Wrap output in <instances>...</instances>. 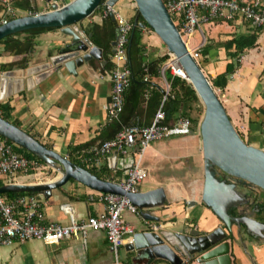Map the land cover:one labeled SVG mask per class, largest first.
<instances>
[{
    "label": "crops",
    "instance_id": "0c3cea01",
    "mask_svg": "<svg viewBox=\"0 0 264 264\" xmlns=\"http://www.w3.org/2000/svg\"><path fill=\"white\" fill-rule=\"evenodd\" d=\"M31 6L35 7L36 14L49 11L43 0H34ZM114 7L129 21L137 11L131 0H119ZM15 9L21 15L29 13L25 6ZM102 20L100 10L75 27L87 38L91 26L101 24ZM251 28V25L242 20H218L202 26L205 36H202L204 45L199 53L203 63L202 71L211 85L226 72L227 65L232 63L228 58L232 48L226 44L233 36L247 35ZM70 40L60 29L41 33L35 40V49L28 57L26 67H14L11 70H2L1 67L19 64L23 57L6 54L0 44V105L8 104L12 109L9 123H17L19 129L42 146L66 159L70 149L98 139L108 125L106 109L110 103L112 84L109 73H101L93 65L100 60L91 59L77 68L75 75L61 69L38 84L28 83L27 80L31 77L14 76L7 79L11 84L17 80L16 84L5 89L1 80L5 73L24 72L45 64L48 58L55 56ZM143 44L146 63L167 55L166 49L151 31H143ZM198 45L191 38L189 48L195 49ZM226 80L223 90H214L228 118L245 143L264 151V30L258 36L256 47L240 57L239 66H235L234 72ZM149 81L165 93L167 90L169 92L165 75L163 78L159 73V77H151ZM174 138L153 143L145 152L143 165L147 177L139 185V193L162 189L166 201L163 207L147 211L158 222L143 220L141 211L139 215L128 212L124 214V220L134 230V234L127 236L118 250L120 264H133L132 261L137 256L132 245L133 237L142 231H152V226L158 228L155 233L178 232L183 227L196 230L200 235H208L218 228L226 231L220 220L201 201L203 181L199 175H203V170L198 141L192 135ZM96 143L101 144L99 140ZM111 158L97 165H86L81 159V165L85 166L86 171L95 168L99 172L105 167L108 171L105 181L119 184L124 179L125 171L121 162L130 156H117L114 163L109 162ZM189 159L193 160L191 166L186 164ZM43 168L50 170L46 165ZM43 175L34 172L15 178L13 182L34 185L60 178L54 171L51 176L47 172ZM29 177H33V180L26 181ZM147 179H150L149 182ZM238 191L244 196L242 190ZM98 194L101 193L70 180L63 187L51 191L47 197L44 194H37V197L42 204L46 223L67 226L72 220L80 222L104 214L105 206L99 201ZM260 200L264 203V195ZM243 216L256 220L250 213ZM260 219L261 221H256L264 224V212ZM227 240L230 244V264H264V239L253 237L244 226L238 228L234 225L232 236ZM0 264H114V255L104 232L90 231L85 241L69 238L60 243L30 241L14 242L8 248L0 246ZM135 264L145 262L140 259ZM149 264L170 263L154 260Z\"/></svg>",
    "mask_w": 264,
    "mask_h": 264
},
{
    "label": "water",
    "instance_id": "95a60500",
    "mask_svg": "<svg viewBox=\"0 0 264 264\" xmlns=\"http://www.w3.org/2000/svg\"><path fill=\"white\" fill-rule=\"evenodd\" d=\"M43 1L49 4L52 0ZM102 1L71 0L62 7L54 4L48 12L21 17L1 26L0 42L10 36L39 29H60L71 39L55 56L48 58L45 64L29 68L24 72L5 73L1 80L2 87L9 89L16 84L17 80L11 84L8 77L22 78L25 75L31 77L27 80L28 83L38 84L61 69L75 75L76 69L91 59L101 61V50L92 46L89 41L90 35L84 37L75 26L90 18ZM118 1L110 0L108 4L114 7ZM164 1L168 0H133L139 16L153 31L167 53L176 59L185 74V80L191 84L203 106L199 128L204 178L201 201L220 220L226 231L218 228L208 235H200L196 230L183 227L173 233L162 231L155 233L147 230L139 232L134 235L132 241L137 255L132 263L135 264L143 259L145 264L154 260H164L170 264H230V244L227 239L232 236V227L244 226L247 233L253 237L264 239V224L248 216L234 218L229 215L230 210L245 205L247 200L238 191L234 182H220L216 175L221 172L227 178L247 182L264 192V151L247 145L236 132L215 90L183 42L165 8ZM110 19L114 22L113 15H110ZM137 26L144 28V25L138 24L135 19L133 28ZM115 36L118 37L117 29ZM114 45L115 42L112 46ZM0 135L35 156L51 171L60 175L58 180L43 184L4 185L0 187V196L7 193H33L44 194L47 197L51 191L73 180L101 194L125 195L141 211L143 220L158 222V219L147 211L163 207L166 196L162 189L144 194L126 195L118 184L97 179L86 170L74 166L66 158L46 149L24 131L1 118ZM116 160L115 155L109 162L114 163ZM121 163L124 164L125 178L133 158H127Z\"/></svg>",
    "mask_w": 264,
    "mask_h": 264
},
{
    "label": "built area",
    "instance_id": "2783aa9c",
    "mask_svg": "<svg viewBox=\"0 0 264 264\" xmlns=\"http://www.w3.org/2000/svg\"><path fill=\"white\" fill-rule=\"evenodd\" d=\"M68 1L71 0H52L47 4L48 10L50 11L54 4L62 7ZM1 2L5 10L1 14L0 27L21 17L37 15L30 12L21 15L19 10L12 7L10 0H1ZM109 2L110 0H104L101 3V17L113 15L118 37L114 41L111 57L113 68L109 72V78L112 90L106 116L108 123H119L124 107V94L130 82L127 48L133 26L115 7L109 6ZM164 5L172 21L176 20L173 23L195 61L200 57L199 52L204 41L202 40L195 49L189 48V41L195 32L203 36L202 26L204 25L218 20L223 22L242 20L250 23L252 27L264 28L262 0H168ZM167 55L169 60L160 69V75L164 78L165 72L168 71L172 77L185 80V74L176 59L171 54ZM167 95L168 90L149 126H122L111 140L90 148L82 158L86 165H97L115 155L132 157L133 163L124 181L118 184L126 195L138 194L139 185L147 177L143 161L144 154L151 144L190 135L191 124L188 118L180 117L173 127L163 124L165 120L163 105ZM42 168L37 160L27 159L17 154L13 145L0 135V187L13 184L9 180L18 174L29 175ZM98 195L99 201L105 206L104 214L89 217L80 222L72 220L67 226L46 223L42 204L37 196H21L9 202L0 196V246L9 247L14 242L30 241H41L46 244L60 243L69 238L85 241L88 232L101 231L104 232L112 248L114 264H120L118 250L123 245L124 239L134 234V230L126 224L124 214L128 212L139 215V210L125 195ZM157 229V227H151L154 232Z\"/></svg>",
    "mask_w": 264,
    "mask_h": 264
},
{
    "label": "trees",
    "instance_id": "16d2710c",
    "mask_svg": "<svg viewBox=\"0 0 264 264\" xmlns=\"http://www.w3.org/2000/svg\"><path fill=\"white\" fill-rule=\"evenodd\" d=\"M33 1L34 0H23L20 2L12 0L11 4L13 8H17L19 6L24 8L25 6L27 11L32 14H36L37 12L35 7L31 6ZM103 2L104 0L102 3ZM262 3L264 5V0H262ZM4 10L5 7L0 0V16ZM100 10L101 7L95 11L94 15ZM135 19L137 20L138 24L142 23L144 28L141 29L138 26L136 28H132V36L130 34L129 45L127 48L130 82L129 87L124 94V107L120 116V122L108 123L98 139L84 146L70 149L67 159L76 167L84 169L85 166L81 165V159L85 152L96 146V142L98 140L101 143L111 140L121 130L122 126H149L152 123L154 116L165 96V92L155 84L151 83L149 80L151 77H159V71L161 67L167 63L169 56L164 55L149 63L144 61L146 49L145 45L143 44V31H153L143 22L137 11L135 17L130 20L132 26ZM173 22L175 23L176 20L173 19ZM248 24L250 25V23ZM115 29L116 23L113 22L110 17H106L103 18L101 24H93L89 30L91 44L102 52V60L100 62H96V64L93 63L95 68L101 73H109L113 68L111 57L113 54L112 44L116 38ZM54 30L58 29L30 30L2 40L0 44L3 46V50L6 54L13 57H23V59L19 64L2 66L1 69L11 70L14 67L20 69L25 68L28 63V57L35 49L36 38L41 33ZM262 30H264V28L252 27L247 35L233 36V38L226 44L232 48V51L228 54V58L232 60V63L227 65L226 72L220 76L215 83H212L211 86L213 89H224L227 83V76L234 72L235 66H239L240 57H242L246 51L252 50L256 47L258 36ZM165 80L169 85V92L163 105V110L165 113V120L163 124L167 127H173L180 117H185L189 119L191 124L190 134H197L199 132L200 123L203 116V106L201 105L199 98L197 97L191 84H189V82L184 79L172 77L168 71L165 72ZM11 113L12 109L8 104L0 105V118L2 120L10 122ZM12 125L20 128L17 123H12ZM240 138L243 140L241 136ZM11 144L13 145L17 154L27 159L37 160L41 166L45 167V164L38 158L31 155L26 150L17 147L13 143ZM87 171L99 180L105 181V179H107L106 173L108 171L105 167L101 168L99 172L95 168H90ZM47 173L48 176L52 175L51 170H48ZM216 178L220 182L226 181L227 183H231V181H233L236 184L238 190H242L244 197L247 200L245 205L230 210V216L238 218L245 215V213H250L256 220L261 221L260 218L264 212V203L260 200V198L262 195H264L263 191L247 182L227 178L221 172L217 173ZM26 195L37 196V194L33 193H7L1 195V197L9 202L18 197Z\"/></svg>",
    "mask_w": 264,
    "mask_h": 264
},
{
    "label": "rangeland",
    "instance_id": "374dc122",
    "mask_svg": "<svg viewBox=\"0 0 264 264\" xmlns=\"http://www.w3.org/2000/svg\"><path fill=\"white\" fill-rule=\"evenodd\" d=\"M69 2V1H68ZM131 2H133V0H131ZM133 4H134V2H133ZM134 6H135V4H134ZM136 7V6H135ZM154 34V33H153ZM203 34H204V36H205V33H204V31H203ZM153 37L155 38V36L153 35ZM192 40L194 41V42H196L197 44H199V43H201L202 42V37H201V35L198 33V32H195L194 34H193V36H192ZM168 54V53H167ZM197 62H198V64H199V66H200V68L202 69V67H203V63H202V61H201V59H200V57H199V59L197 60ZM237 132V131H236ZM237 133H239V132H237ZM191 135V134H190ZM192 136H195V138H196V140L198 141V148H200V152H201V138H200V132H198L197 134H195V135H193L192 134ZM173 139H175V138H173ZM145 156H146V154H144ZM145 156H144V160H145ZM192 163H193V160H191V159H189V160H187V162H186V164L188 165V166H191L192 165ZM200 164H201V166H202V170H203V165H202V162H200ZM196 169V168H195ZM194 169V170H195ZM194 170H193V173H194ZM45 172H47L44 168H42L40 171H38V172H36V174H40V173H43L44 175H45ZM195 174V173H194ZM43 175V176H44ZM22 176H26V175H23V174H18V175H16L15 177H12V178H10V180H9V182H11V183H13V184H18V183H15V182H13L14 181V179L15 178H19V177H22ZM192 176H193V174H192ZM46 177V176H45ZM199 178L200 179H202V181H203V175H199ZM31 179L33 180V177H29V178H26L25 180L27 181V180H30L31 181ZM149 180L150 179H147L146 181L147 182H149ZM25 185H28V184H25ZM2 248H8V247H2Z\"/></svg>",
    "mask_w": 264,
    "mask_h": 264
},
{
    "label": "flooded vegetation",
    "instance_id": "af4514ba",
    "mask_svg": "<svg viewBox=\"0 0 264 264\" xmlns=\"http://www.w3.org/2000/svg\"><path fill=\"white\" fill-rule=\"evenodd\" d=\"M231 183H233V181H231Z\"/></svg>",
    "mask_w": 264,
    "mask_h": 264
}]
</instances>
